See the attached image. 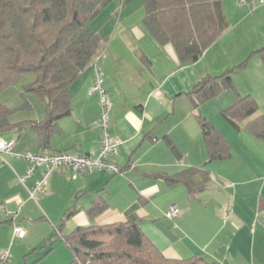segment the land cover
Instances as JSON below:
<instances>
[{
	"label": "crops",
	"instance_id": "0c3cea01",
	"mask_svg": "<svg viewBox=\"0 0 264 264\" xmlns=\"http://www.w3.org/2000/svg\"><path fill=\"white\" fill-rule=\"evenodd\" d=\"M248 1L251 8L238 0L222 2L228 28L192 64H182L172 45L159 44L148 32L142 0H114L99 12L94 30L103 41L92 63L70 86V115L58 121L46 145L32 129L18 140L9 134L0 138L14 142L10 153L0 154V226L6 228L0 231V253L9 251L16 263L31 253L42 255L32 263L66 264L70 254L61 235L78 227L135 222L168 258L203 256L213 264H264V139L246 131L248 121L234 128L221 114L238 96L250 95L258 104L255 117H264V7L258 0ZM239 39L245 44H238ZM244 62L233 75V89L195 102L192 90L201 79ZM94 66L111 100L110 135L121 142L111 161L122 173L96 170L75 176L62 167L35 200L30 199L28 190L43 169L36 168L21 183L18 177L29 168L25 155L94 156L100 148ZM198 116L230 144L229 159L208 160ZM28 126L15 130L21 133ZM188 168H203L208 177L207 182L194 177V184L199 188L204 182V188L192 194L161 177ZM94 205L103 210L91 214ZM171 207L180 213L169 220L165 213ZM15 227L25 232L22 238L14 235Z\"/></svg>",
	"mask_w": 264,
	"mask_h": 264
},
{
	"label": "trees",
	"instance_id": "16d2710c",
	"mask_svg": "<svg viewBox=\"0 0 264 264\" xmlns=\"http://www.w3.org/2000/svg\"><path fill=\"white\" fill-rule=\"evenodd\" d=\"M114 0H0V94L25 76L29 87L20 93L21 107L31 109L27 100L34 95L45 105L42 121L11 123L12 110L0 103V138L27 125L37 137L51 134L58 121L71 113V84L92 63L103 41L90 28L91 21ZM224 0H142L143 25L161 45L173 46L182 64L195 63L205 50L227 30ZM246 62L216 77L201 79L192 96L202 103L233 89V75ZM258 104L250 95L238 96L221 114L234 128L248 121L246 131L264 139V117L257 116ZM209 161L231 156L230 144L206 119L198 116ZM43 143V141H42ZM171 152L179 153L171 141ZM203 168H188L174 175H161L169 185H184L190 194L204 188L194 184ZM103 208L94 205L91 214ZM68 216V215H67ZM62 226V225H61ZM58 228V231H60ZM61 239L72 254L69 264H213L203 256L172 259L159 251L135 222L78 227ZM36 264V263H32Z\"/></svg>",
	"mask_w": 264,
	"mask_h": 264
},
{
	"label": "built area",
	"instance_id": "2783aa9c",
	"mask_svg": "<svg viewBox=\"0 0 264 264\" xmlns=\"http://www.w3.org/2000/svg\"><path fill=\"white\" fill-rule=\"evenodd\" d=\"M240 4L252 7V3L248 0H238ZM259 5L264 6V0H258ZM92 73L94 76L93 89L99 94L100 116L96 121V125L100 129V148L96 155L87 156L79 155L72 152H57V153H36L27 154L24 156L28 164V171L24 176L18 177L21 183H24L32 176L36 168H42L43 171L35 186L28 190L29 198L35 200V195L46 188L48 179L52 173L62 167H68L75 176H85L96 170H106L113 174H121L122 171L113 161L114 155L120 146L121 142L112 138L110 135L108 113L111 108V100L109 94L103 89L100 82V72L96 66L93 67ZM14 146V142L0 141V154L10 153ZM16 156V155H15ZM17 157V156H16ZM180 211L176 207H171L166 213L165 218L172 220L179 215ZM14 235L18 238L24 236V232L19 228H14ZM10 257L9 252L0 253V264H6Z\"/></svg>",
	"mask_w": 264,
	"mask_h": 264
},
{
	"label": "rangeland",
	"instance_id": "374dc122",
	"mask_svg": "<svg viewBox=\"0 0 264 264\" xmlns=\"http://www.w3.org/2000/svg\"><path fill=\"white\" fill-rule=\"evenodd\" d=\"M227 1H231V0H227ZM259 6L264 7L263 5H259ZM96 25H97V20L95 21L93 20L90 23V28L94 30ZM250 37L253 38L254 36L251 34ZM244 41L245 40L239 39L237 43L242 45V44H245ZM31 82H32V76L30 75L25 76L21 78L20 80H18L13 86H10L7 89L3 90L0 94V103L8 106L12 110V113L9 116V120L11 123L26 122V121H30L32 119H36L39 117L42 118V120L44 119L45 105L34 95L29 94L27 96V100L29 104L31 105V109H23V107H21L23 99L20 97V93L21 91H23L25 87H29L31 85ZM30 131H31V128L30 126H28L27 130L22 131L21 133L17 132V130H14L11 134H9V137H14V139L18 140L22 137V135L24 137ZM14 154L18 155L17 153H14ZM4 230H6V228L3 226H0L1 233H3L2 231ZM69 254H70V260L66 264H69L72 260V254L70 251H69ZM39 256H40L39 254L33 256V254L29 253V255L25 256L26 263L31 264L34 260L35 261L38 260L42 255L40 257ZM8 260L9 261L6 264H24L25 262L24 257H22V255L18 259L20 260L19 263H16L17 261L16 259L15 261L14 259L12 261L11 257H9Z\"/></svg>",
	"mask_w": 264,
	"mask_h": 264
},
{
	"label": "water",
	"instance_id": "95a60500",
	"mask_svg": "<svg viewBox=\"0 0 264 264\" xmlns=\"http://www.w3.org/2000/svg\"><path fill=\"white\" fill-rule=\"evenodd\" d=\"M43 145H46L48 143V135L43 136Z\"/></svg>",
	"mask_w": 264,
	"mask_h": 264
}]
</instances>
